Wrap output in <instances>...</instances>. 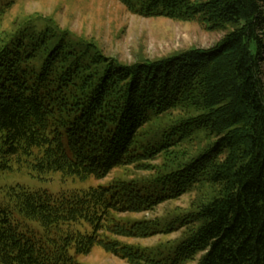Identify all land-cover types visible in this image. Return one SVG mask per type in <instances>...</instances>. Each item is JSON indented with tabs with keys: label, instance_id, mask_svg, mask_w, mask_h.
I'll return each instance as SVG.
<instances>
[{
	"label": "trees",
	"instance_id": "1",
	"mask_svg": "<svg viewBox=\"0 0 264 264\" xmlns=\"http://www.w3.org/2000/svg\"><path fill=\"white\" fill-rule=\"evenodd\" d=\"M15 2L0 0V22ZM119 2L226 33L209 49L128 65L53 19L0 33V170L32 161L80 181L147 175L60 195L12 190L0 264H78L94 246L127 264H264V0ZM199 134L208 144L177 161ZM204 184L211 196L192 212L129 218ZM178 231L154 248L127 242Z\"/></svg>",
	"mask_w": 264,
	"mask_h": 264
},
{
	"label": "rangeland",
	"instance_id": "2",
	"mask_svg": "<svg viewBox=\"0 0 264 264\" xmlns=\"http://www.w3.org/2000/svg\"><path fill=\"white\" fill-rule=\"evenodd\" d=\"M53 19L61 28L76 33L95 43L106 58L120 64H134L143 60H159L183 51L212 48L226 32H208L199 23L181 22L166 18H143L126 11L119 0H16L15 4L0 22V33L8 32L13 24L28 18ZM264 68V63L262 64ZM157 125L149 130L155 132ZM208 144L204 135H197L176 150L177 161L189 160L198 155ZM162 159L152 162L160 165ZM32 161L13 163L7 170H0V207L11 208L12 190L20 188L33 192L60 195L90 187L108 186L116 179L137 180L147 175L131 169H115L101 179L90 178L80 181L63 177L59 173L40 174ZM210 188L204 184L201 189L187 193L177 200L163 203L155 211L129 217L130 219L174 217L192 212L201 202L211 196ZM193 208V209H195ZM39 232L36 223H30ZM181 232L170 235L159 234L147 239L127 240L131 244L157 247L180 238ZM78 264H127L125 261L94 246L86 256L76 257ZM188 264H196V260Z\"/></svg>",
	"mask_w": 264,
	"mask_h": 264
}]
</instances>
